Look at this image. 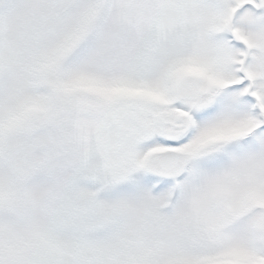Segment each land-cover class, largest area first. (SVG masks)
<instances>
[{"label":"snow or ice","instance_id":"1","mask_svg":"<svg viewBox=\"0 0 264 264\" xmlns=\"http://www.w3.org/2000/svg\"><path fill=\"white\" fill-rule=\"evenodd\" d=\"M0 264H264V0H0Z\"/></svg>","mask_w":264,"mask_h":264}]
</instances>
